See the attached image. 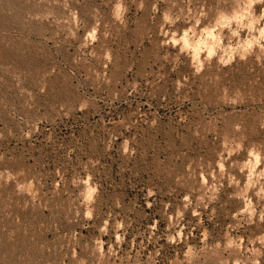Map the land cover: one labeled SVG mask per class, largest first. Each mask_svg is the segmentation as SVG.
<instances>
[{"label": "rangeland", "instance_id": "rangeland-1", "mask_svg": "<svg viewBox=\"0 0 264 264\" xmlns=\"http://www.w3.org/2000/svg\"><path fill=\"white\" fill-rule=\"evenodd\" d=\"M256 261L264 0H0V264Z\"/></svg>", "mask_w": 264, "mask_h": 264}, {"label": "clouds", "instance_id": "clouds-1", "mask_svg": "<svg viewBox=\"0 0 264 264\" xmlns=\"http://www.w3.org/2000/svg\"><path fill=\"white\" fill-rule=\"evenodd\" d=\"M209 54H211V53H209ZM255 264H259V262H258V261H256V262H255Z\"/></svg>", "mask_w": 264, "mask_h": 264}]
</instances>
